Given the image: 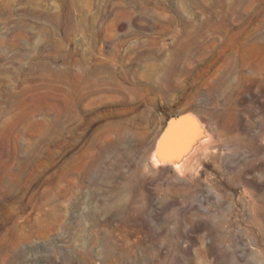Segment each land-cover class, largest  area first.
I'll list each match as a JSON object with an SVG mask.
<instances>
[{
    "label": "rangeland",
    "instance_id": "1",
    "mask_svg": "<svg viewBox=\"0 0 264 264\" xmlns=\"http://www.w3.org/2000/svg\"><path fill=\"white\" fill-rule=\"evenodd\" d=\"M0 264H264V0H0Z\"/></svg>",
    "mask_w": 264,
    "mask_h": 264
},
{
    "label": "bare ground",
    "instance_id": "2",
    "mask_svg": "<svg viewBox=\"0 0 264 264\" xmlns=\"http://www.w3.org/2000/svg\"><path fill=\"white\" fill-rule=\"evenodd\" d=\"M163 81L168 82L166 75ZM74 88L75 89L70 92L68 100L69 107H72L71 104L77 99L75 85ZM112 128H116V125ZM206 132L208 131L205 127L204 120L194 112L181 119H172L167 125L163 126L162 133L152 153V158L156 163L170 165L177 169L181 159L192 150L195 141L205 136Z\"/></svg>",
    "mask_w": 264,
    "mask_h": 264
}]
</instances>
